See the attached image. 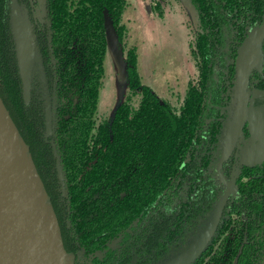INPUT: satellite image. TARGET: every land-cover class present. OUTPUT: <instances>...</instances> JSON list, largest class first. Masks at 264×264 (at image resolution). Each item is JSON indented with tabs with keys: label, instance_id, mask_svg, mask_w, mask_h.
<instances>
[{
	"label": "flooded vegetation",
	"instance_id": "af4514ba",
	"mask_svg": "<svg viewBox=\"0 0 264 264\" xmlns=\"http://www.w3.org/2000/svg\"><path fill=\"white\" fill-rule=\"evenodd\" d=\"M18 1L28 8L34 23L46 73L44 84L38 78L34 79L31 98L25 103L30 112L37 113L42 121L40 136L49 157L48 167L44 165L42 169L44 182L55 203L65 248L74 255L73 264H163L188 248L195 237L205 232L215 215L219 216L215 234L193 264H260L261 261L264 264V38L261 65L250 70L243 89L245 93L238 88L239 54L251 32L264 22V0H190L197 15L198 28L193 50L199 69L198 78L191 83L179 110L148 86L159 101L177 116L182 114L192 88L203 92L199 124L185 158L171 180L140 209L104 229L90 210V205L95 204L101 190H94L77 205L73 202L72 184L79 185L82 175L70 181L58 136L62 112L60 69L51 38L48 0L45 15L41 9L39 16L32 0ZM11 45L15 50L12 32ZM129 88L136 93L138 101L121 102L113 116L98 124L100 82L93 113L94 124L89 135L90 149L84 160L87 161L86 168L95 162V159L89 160L88 157L95 153L92 146L101 125L111 127L120 105L128 107L131 114L142 106V86L133 88L129 85ZM213 92L217 93V97L211 103L207 101V96ZM242 95L247 98L249 117L235 145L225 154L230 122ZM48 108L52 113L51 130H48L46 123ZM257 141H262L258 153ZM246 148L251 149V156L245 154ZM85 152L80 150L78 154ZM247 161L260 163L246 165ZM132 174V170L126 171L120 185L131 181ZM91 186L92 183L87 189ZM139 187L141 192L147 191L141 185ZM227 191L230 192L226 196ZM130 210L122 209L120 215ZM236 229H242L244 236L245 246L241 253L240 247L233 252L231 246ZM223 242L224 245H221Z\"/></svg>",
	"mask_w": 264,
	"mask_h": 264
},
{
	"label": "trees",
	"instance_id": "16d2710c",
	"mask_svg": "<svg viewBox=\"0 0 264 264\" xmlns=\"http://www.w3.org/2000/svg\"><path fill=\"white\" fill-rule=\"evenodd\" d=\"M7 1L0 0V95L29 144L45 181L42 169L48 165L49 157L40 136L42 121L37 113L30 112L23 98L16 51L11 45L10 2L7 4ZM125 4L126 0H48L47 3L51 38L60 69L62 112L58 136L62 156L70 181L82 175L79 185L72 184L73 202L77 205L94 190H101L90 210L97 216L102 229L140 209L171 180L192 142L204 102L203 92L192 88L182 114L172 113L148 85H141L136 49H130L126 56L128 81L131 87L144 89L143 104L132 114L128 107L120 105L111 127L101 125L92 146L95 153L88 157L95 162L90 168L85 167L93 113L104 72L107 20H111L122 41L125 27L120 21ZM215 97L217 93H209L207 101L213 103ZM80 150L86 152L79 155ZM244 151L251 156L250 148ZM257 163L260 161L245 164ZM131 170V181L120 185L125 172ZM91 183V188L87 189ZM140 185L147 191L141 192ZM122 209L131 210L120 215ZM233 234V252L240 247L241 253L245 246L242 229H236Z\"/></svg>",
	"mask_w": 264,
	"mask_h": 264
},
{
	"label": "water",
	"instance_id": "95a60500",
	"mask_svg": "<svg viewBox=\"0 0 264 264\" xmlns=\"http://www.w3.org/2000/svg\"><path fill=\"white\" fill-rule=\"evenodd\" d=\"M42 1L45 15L46 0ZM9 20L22 94L28 103L34 79L38 78L43 84L46 81L43 54L28 8L18 0H10ZM107 33L108 39L116 35V42L112 38L111 40L118 45L119 37L109 19ZM263 38L264 22L251 32L241 48L238 58V88L243 94L250 70L256 65L260 66L263 61ZM123 63L128 74L126 57L120 64ZM248 117L247 98L242 95L230 122L225 154L235 145ZM46 123L48 130H51L52 113L49 108ZM260 144L262 145V141L256 142L257 153ZM58 169L62 177L59 163ZM229 192L227 191L226 196ZM218 221L219 216L215 215L205 232L195 237L188 248L163 264L195 263L211 242ZM74 259L73 253L65 248L55 203L38 171L30 146L0 95V264H73Z\"/></svg>",
	"mask_w": 264,
	"mask_h": 264
},
{
	"label": "rangeland",
	"instance_id": "374dc122",
	"mask_svg": "<svg viewBox=\"0 0 264 264\" xmlns=\"http://www.w3.org/2000/svg\"><path fill=\"white\" fill-rule=\"evenodd\" d=\"M32 3L39 16L43 1ZM121 24L125 27L124 38L118 45L112 37L108 39L107 33L98 124L113 116L121 102L138 101L129 88L126 66L120 64L132 48L138 55L137 70L142 83L179 110L199 73L193 50L198 28L193 4L190 0H127ZM112 39L117 40L116 35Z\"/></svg>",
	"mask_w": 264,
	"mask_h": 264
}]
</instances>
